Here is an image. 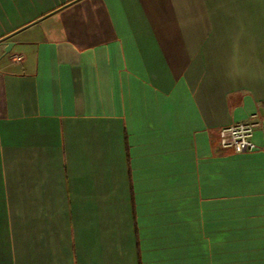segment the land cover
<instances>
[{
	"label": "crops",
	"instance_id": "obj_1",
	"mask_svg": "<svg viewBox=\"0 0 264 264\" xmlns=\"http://www.w3.org/2000/svg\"><path fill=\"white\" fill-rule=\"evenodd\" d=\"M0 264H264V0H0Z\"/></svg>",
	"mask_w": 264,
	"mask_h": 264
},
{
	"label": "built area",
	"instance_id": "obj_2",
	"mask_svg": "<svg viewBox=\"0 0 264 264\" xmlns=\"http://www.w3.org/2000/svg\"><path fill=\"white\" fill-rule=\"evenodd\" d=\"M258 126L253 117L220 127L218 130V146L221 149H231L234 153L256 151L260 147L253 140V133Z\"/></svg>",
	"mask_w": 264,
	"mask_h": 264
},
{
	"label": "water",
	"instance_id": "obj_3",
	"mask_svg": "<svg viewBox=\"0 0 264 264\" xmlns=\"http://www.w3.org/2000/svg\"><path fill=\"white\" fill-rule=\"evenodd\" d=\"M6 46L7 47H5L4 49L5 52L9 51V48L11 47V43H6Z\"/></svg>",
	"mask_w": 264,
	"mask_h": 264
}]
</instances>
